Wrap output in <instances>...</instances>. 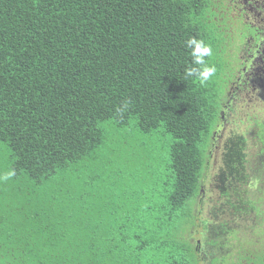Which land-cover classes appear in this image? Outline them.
Returning <instances> with one entry per match:
<instances>
[{
    "label": "trees",
    "instance_id": "trees-1",
    "mask_svg": "<svg viewBox=\"0 0 264 264\" xmlns=\"http://www.w3.org/2000/svg\"><path fill=\"white\" fill-rule=\"evenodd\" d=\"M218 2L0 0V175L15 170L0 182V264H264V184L247 159L255 149L264 171V117L253 144L225 132L215 164L237 75L183 80L187 38L221 56ZM133 144L144 169L126 183L113 157ZM211 197L225 206L213 218Z\"/></svg>",
    "mask_w": 264,
    "mask_h": 264
},
{
    "label": "flooded vegetation",
    "instance_id": "flooded-vegetation-1",
    "mask_svg": "<svg viewBox=\"0 0 264 264\" xmlns=\"http://www.w3.org/2000/svg\"><path fill=\"white\" fill-rule=\"evenodd\" d=\"M224 3L229 7L230 15L236 16V18H231V21L242 18L247 24V30L251 29V33L242 36L240 32L242 43L238 45L236 56L238 68L235 74L237 76L235 80H229L227 94L219 101V121L215 125L211 135L213 141L210 142L207 151L208 154L213 155L214 163L219 162L218 157L225 132H241L247 136L246 139H249L250 144H253L254 139L250 136L253 134L255 121L257 118L264 117V0H219L218 10L221 7L220 12L224 11ZM256 152L253 148L247 151V155L251 156L247 159L252 160V168H249L248 172L253 181L263 186L264 171L260 170L261 162H256L260 159V156L255 154ZM255 163L256 166H254ZM205 182L203 185L206 189H201V192H204L202 198H205L211 190V184L206 185ZM224 207L219 205L218 209L214 202V205H208L206 216L213 218L211 213L222 211ZM221 217L224 215L218 218ZM215 219H213L214 223ZM208 223L210 225V221Z\"/></svg>",
    "mask_w": 264,
    "mask_h": 264
},
{
    "label": "rangeland",
    "instance_id": "rangeland-1",
    "mask_svg": "<svg viewBox=\"0 0 264 264\" xmlns=\"http://www.w3.org/2000/svg\"><path fill=\"white\" fill-rule=\"evenodd\" d=\"M220 1H224V0H220ZM221 8V7H220ZM219 8V11H220ZM226 13H219V15H221L222 17V21H224V24L227 25L228 29L226 30H221L219 28H216V35L215 34V38L217 39L218 42H220V49L222 52H220L221 56L220 58L218 57H209V59L216 60V74L212 77V79L210 80L213 84L214 88H217L218 83L223 80V78L225 79V76L227 75V70H229L230 72H234L236 71V69L238 68V59H237V51H238V45L240 43H242V37L240 32L242 33V36L246 35V34H250L251 33V29L249 28L247 30V24L245 22H243V19L240 18L239 20L237 19L236 21H231V18H229L228 16L230 15V11L227 9ZM209 26L215 27V24L213 23H208ZM220 31H222L221 33H219ZM215 41V39H214ZM224 60V63H222L221 60ZM232 76H229V80L231 79ZM228 87V83H226V89ZM220 90V88L218 89V91ZM252 130V128H251ZM250 130V131H251ZM211 139V135L209 137ZM209 139V140H210ZM133 152V153H132ZM140 149L138 147H136L135 144H133L132 146H129V148L127 150L120 148L117 152V155L115 157H113L114 159L117 160V164L115 165V171L117 173L120 172L121 169H123L125 176H127V178L125 179V182L128 183L129 182V175L131 173H135L139 170L144 169L143 166L141 164V160H143L144 158L142 157L140 160ZM139 154V155H137ZM166 155V146L162 145L161 149H160V153L158 155V157H156V163H162L164 158ZM133 157L134 161L133 163H130L127 161L128 157ZM209 203L208 205H214V199L213 197L209 198ZM208 205H204V208L202 209L203 211H207L208 209Z\"/></svg>",
    "mask_w": 264,
    "mask_h": 264
},
{
    "label": "clouds",
    "instance_id": "clouds-1",
    "mask_svg": "<svg viewBox=\"0 0 264 264\" xmlns=\"http://www.w3.org/2000/svg\"><path fill=\"white\" fill-rule=\"evenodd\" d=\"M184 47L189 50L190 64L185 67L183 80L193 79L200 85L207 84L208 81L216 74V68L207 62V58L211 57L213 50L209 44L202 39L189 37L184 41ZM130 107V101L124 100L116 108V114L122 115ZM15 176V170H10L0 175V182L7 181Z\"/></svg>",
    "mask_w": 264,
    "mask_h": 264
}]
</instances>
